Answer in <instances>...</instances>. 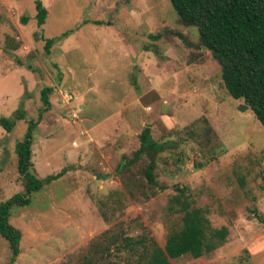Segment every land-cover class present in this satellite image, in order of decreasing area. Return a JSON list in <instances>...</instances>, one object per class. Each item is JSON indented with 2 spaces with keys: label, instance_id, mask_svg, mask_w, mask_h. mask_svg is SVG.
Listing matches in <instances>:
<instances>
[{
  "label": "rangeland",
  "instance_id": "obj_1",
  "mask_svg": "<svg viewBox=\"0 0 264 264\" xmlns=\"http://www.w3.org/2000/svg\"><path fill=\"white\" fill-rule=\"evenodd\" d=\"M42 1L40 26L35 0H0V117L25 114L12 131L0 124V203L25 190L16 144L47 86L31 160L39 178L63 173L13 207L16 264H143L152 239L164 247L181 228L183 187L229 235L171 264H264V127L229 94L198 27L170 0ZM146 127L166 146L154 185L147 155L122 168ZM11 254L0 233V264Z\"/></svg>",
  "mask_w": 264,
  "mask_h": 264
},
{
  "label": "trees",
  "instance_id": "obj_2",
  "mask_svg": "<svg viewBox=\"0 0 264 264\" xmlns=\"http://www.w3.org/2000/svg\"><path fill=\"white\" fill-rule=\"evenodd\" d=\"M182 22L196 26L200 39L212 52L221 65L222 77L229 94L235 99H243L264 127V0H170ZM37 21L42 26L48 10L42 0H35ZM26 22V20L24 19ZM65 32L63 35H67ZM53 39L48 38L46 50L49 51ZM52 87L41 91L43 107L38 119H29L24 137L16 144L18 169L25 180V190L14 194L0 203V233L9 241L11 258L8 264H16L20 254L21 231L10 222L11 211L15 206H26L32 201L34 192L41 190L62 176V172L39 178L32 163L34 131L50 110ZM25 119L19 112L17 118L0 117V124L12 131L17 120ZM141 145L134 156L125 161L122 168L133 164L143 155L150 158L145 169L147 179L156 184L154 170L156 157L166 149L162 142L151 138L150 128L146 127L140 136ZM175 198L176 211L183 214L180 229L169 233L164 247L154 239L151 248L143 252V264H171L170 258L185 254L201 257L211 253L226 243L228 226L213 228L208 210L196 207L185 193V187Z\"/></svg>",
  "mask_w": 264,
  "mask_h": 264
},
{
  "label": "water",
  "instance_id": "obj_3",
  "mask_svg": "<svg viewBox=\"0 0 264 264\" xmlns=\"http://www.w3.org/2000/svg\"><path fill=\"white\" fill-rule=\"evenodd\" d=\"M242 107L247 108V107H249V105L248 104H242Z\"/></svg>",
  "mask_w": 264,
  "mask_h": 264
}]
</instances>
